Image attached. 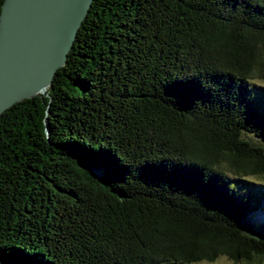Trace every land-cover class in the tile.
Listing matches in <instances>:
<instances>
[{"label": "trees", "instance_id": "trees-1", "mask_svg": "<svg viewBox=\"0 0 264 264\" xmlns=\"http://www.w3.org/2000/svg\"><path fill=\"white\" fill-rule=\"evenodd\" d=\"M80 23L0 114V264H264V190L227 175L264 179V0H92Z\"/></svg>", "mask_w": 264, "mask_h": 264}, {"label": "water", "instance_id": "water-1", "mask_svg": "<svg viewBox=\"0 0 264 264\" xmlns=\"http://www.w3.org/2000/svg\"><path fill=\"white\" fill-rule=\"evenodd\" d=\"M92 0H2L0 114L43 92L65 63Z\"/></svg>", "mask_w": 264, "mask_h": 264}, {"label": "rangeland", "instance_id": "rangeland-1", "mask_svg": "<svg viewBox=\"0 0 264 264\" xmlns=\"http://www.w3.org/2000/svg\"><path fill=\"white\" fill-rule=\"evenodd\" d=\"M248 84H250L251 88L253 89V91H258L259 94H264V82L261 81L259 78H253L252 80H250L248 82ZM261 141H264V139H262ZM228 178L231 180V183L234 184V186L236 187L237 191L241 192V194H250V197H253L254 195L256 196V194H262V190H264V187L262 188V186L264 185V179L262 178H258L256 177V175H252V176H247V177H243L239 175L238 176H233L231 174H229V172L227 173ZM262 188V189H261ZM262 217V216H261ZM261 217H259V219H255L254 215L251 216L250 220H254V222H256L255 224L258 225V223H260L259 221L262 219ZM191 264H255V262L250 261L249 263H246L244 261H233L231 259H229L228 257H226L225 255L222 256H218L216 259H214V261L212 260H203V261H194V263Z\"/></svg>", "mask_w": 264, "mask_h": 264}, {"label": "bare ground", "instance_id": "bare-ground-1", "mask_svg": "<svg viewBox=\"0 0 264 264\" xmlns=\"http://www.w3.org/2000/svg\"><path fill=\"white\" fill-rule=\"evenodd\" d=\"M45 90V89H44Z\"/></svg>", "mask_w": 264, "mask_h": 264}]
</instances>
